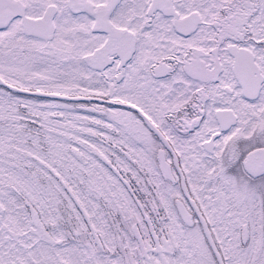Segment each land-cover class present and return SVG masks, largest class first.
<instances>
[{"label": "snow or ice", "instance_id": "obj_1", "mask_svg": "<svg viewBox=\"0 0 264 264\" xmlns=\"http://www.w3.org/2000/svg\"><path fill=\"white\" fill-rule=\"evenodd\" d=\"M0 264H264V0H0Z\"/></svg>", "mask_w": 264, "mask_h": 264}]
</instances>
